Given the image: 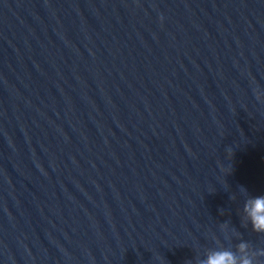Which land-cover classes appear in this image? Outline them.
<instances>
[{
  "label": "water",
  "instance_id": "95a60500",
  "mask_svg": "<svg viewBox=\"0 0 264 264\" xmlns=\"http://www.w3.org/2000/svg\"><path fill=\"white\" fill-rule=\"evenodd\" d=\"M0 264H264V0H0Z\"/></svg>",
  "mask_w": 264,
  "mask_h": 264
}]
</instances>
